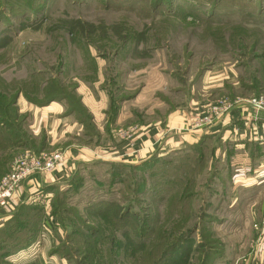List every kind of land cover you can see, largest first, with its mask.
<instances>
[{"label":"rangeland","instance_id":"rangeland-1","mask_svg":"<svg viewBox=\"0 0 264 264\" xmlns=\"http://www.w3.org/2000/svg\"><path fill=\"white\" fill-rule=\"evenodd\" d=\"M263 62L264 0H0V126L19 116L10 112L20 96L62 99L79 82L125 97L127 130L165 115L160 84L174 104L190 102L214 66L225 78L228 67L247 76ZM214 145L80 164L42 204L52 233L43 218H29L34 240L9 225L0 264H245L264 238L256 194L246 196L256 181L243 173L235 183Z\"/></svg>","mask_w":264,"mask_h":264},{"label":"crops","instance_id":"crops-1","mask_svg":"<svg viewBox=\"0 0 264 264\" xmlns=\"http://www.w3.org/2000/svg\"><path fill=\"white\" fill-rule=\"evenodd\" d=\"M225 70L214 66L209 71L211 78L204 82L197 97L190 102L185 99L174 104L162 92L160 84L155 93L158 95L156 98L169 104L165 115L148 121L138 117L133 125L136 129L131 132V136L120 132L124 130L120 126H125L123 123L127 120L123 110L125 97L115 96L114 100L109 90L92 91L94 87L90 88L91 84L76 83L74 93L78 97V109H72L66 99L36 103L20 96L13 105L19 115L16 118L20 120L19 126L15 131L10 129L6 133L8 139L5 144H0V177L9 169L12 160L26 149L38 152L59 151L62 159L53 171L42 172L24 180L18 195L12 200V207L0 208V233L16 210L26 206L42 207V204L45 208L50 206L56 192L80 164L108 163L119 159L124 163H134L154 153L163 155L177 150L188 151V148L202 142L215 143L212 152L214 161L228 159L236 170L232 176L235 183H239L243 173L251 178L247 182L256 181L253 187L246 189L252 191L246 196L256 194L253 198L258 201L251 204V209L259 211L256 218L263 216L264 113L249 105L246 99L257 93L264 95V62L261 68L247 76L228 67L230 74L224 78L221 72ZM225 89L229 94L218 95L217 99L207 98L214 95L211 93ZM137 92L134 90L133 98ZM140 94L139 99L144 93ZM215 99L227 100L231 104L230 109L206 125H196L200 113L206 111ZM155 109L153 112L158 114L157 107ZM49 212L46 210L43 218L50 226L47 235L52 233L51 225L54 222ZM260 247V254L248 255L245 264H264V238Z\"/></svg>","mask_w":264,"mask_h":264},{"label":"built area","instance_id":"built-area-1","mask_svg":"<svg viewBox=\"0 0 264 264\" xmlns=\"http://www.w3.org/2000/svg\"><path fill=\"white\" fill-rule=\"evenodd\" d=\"M246 100L257 111L264 113V95H253ZM230 107L231 104L227 100H217L206 111L200 113L195 124L198 126L206 125L220 117ZM134 129L136 128L131 127L124 130L123 133L131 136ZM61 159L62 153L59 151L37 153L30 149H26L16 156L11 162L9 170L0 177V208L10 209L12 200L18 195L19 188L24 180L34 178L42 172L53 171L59 165ZM49 232L50 226L47 222H44L42 233L44 235Z\"/></svg>","mask_w":264,"mask_h":264},{"label":"trees","instance_id":"trees-1","mask_svg":"<svg viewBox=\"0 0 264 264\" xmlns=\"http://www.w3.org/2000/svg\"><path fill=\"white\" fill-rule=\"evenodd\" d=\"M92 63H93V61H92ZM256 95H258V93ZM50 97H51L50 100H52L53 99L52 97H56V96H50ZM62 99L68 100V102L71 104L72 109H78V97H77V95L75 93H72V94H70V95H68L66 97H63ZM50 100H47V101H50ZM15 102L16 101L13 102V105L15 104ZM44 102H46V101H44ZM41 103H43V102H41ZM15 112H16V108H14V106H13V110L10 112V116H12L13 114H15ZM16 118L17 117L15 116L14 117V120L10 124V126H8L6 128H3V127L0 126V144H5V141L8 139L7 136H6V133H8L10 131V129H13L15 131L16 128H17V126H19V123L18 122L20 120L19 119H16ZM15 120H17V121H15ZM0 122H1V120H0ZM202 143L201 144L199 143V144H196V145L192 146L190 148V150H196V152L199 153L203 149V147H204L203 150L205 151V149H206L205 146L208 145L209 143L208 144H202ZM212 149H211V151H212ZM186 153L188 154V152H186ZM200 158H202V157L200 156ZM204 159L206 160L207 158H204ZM58 196H59V193L56 195V198H57L56 199V202H59ZM44 212L45 211L42 210L41 207L39 208L38 206H26L24 208H21L19 210H16V212L12 216L11 220L2 228L1 233H0V236L2 234L5 235V233L8 230V226L9 225H17L18 226L17 229H18L19 232H22V231H26L25 233L28 232L29 234H27L26 237L28 239H31L32 238L31 240H34V238H35L34 235L36 233L35 232L36 229L34 227L33 228H28L30 226V224L28 222V221H30L29 218H32L33 221H35V223L37 221H39V226H40L41 225L42 218H44ZM39 230H40V227H39ZM32 233H34V234H32ZM32 235L34 236V238H33Z\"/></svg>","mask_w":264,"mask_h":264}]
</instances>
